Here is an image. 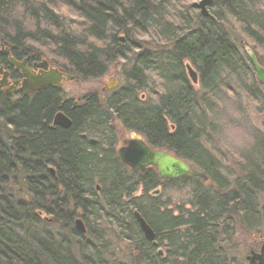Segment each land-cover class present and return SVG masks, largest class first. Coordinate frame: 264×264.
I'll return each mask as SVG.
<instances>
[{"label":"trees","instance_id":"obj_1","mask_svg":"<svg viewBox=\"0 0 264 264\" xmlns=\"http://www.w3.org/2000/svg\"><path fill=\"white\" fill-rule=\"evenodd\" d=\"M209 9L202 17L185 0H0V44L16 59L41 58L40 46L66 73L91 79L137 56L127 83L105 102L91 95L79 106H61L53 86L16 97L0 90V264H234L219 238L228 241L237 222L264 227V201L257 199L264 193V122L254 127L245 113V98L264 108V87L246 51L252 47L264 66V0H214ZM146 36L159 47L130 41ZM162 49L168 66L156 57ZM188 58L198 88L186 74ZM217 84L236 97V112L222 104ZM60 108L71 119L67 128L51 127ZM228 115L250 135L235 154L233 176L205 145L208 135L227 130ZM115 118L152 146L193 162L208 181L163 182L152 167L131 171L116 156ZM22 180L28 195L16 190ZM177 184L192 187L191 208H167L169 201L150 195ZM135 209L155 231L156 247L144 239ZM43 213L54 218L45 221ZM80 217L85 233L75 228ZM111 235L125 249L117 251Z\"/></svg>","mask_w":264,"mask_h":264},{"label":"rangeland","instance_id":"obj_2","mask_svg":"<svg viewBox=\"0 0 264 264\" xmlns=\"http://www.w3.org/2000/svg\"><path fill=\"white\" fill-rule=\"evenodd\" d=\"M200 0H186L188 6H193L194 4L199 3ZM233 36H237L239 43L240 34L238 31L233 29ZM140 40H145L142 42V45L144 44V47L147 49H157L159 46L154 43L156 42V39H151V37H143L140 39H137V42H140ZM37 52H42L45 55H42V57H47L51 63H53L55 66L57 65V60L54 58V56L48 52L46 49L36 46ZM247 53L250 51H253L252 47L248 46L246 47ZM255 54V53H254ZM131 62H127L124 60L117 61L111 67L109 68L108 72L99 78L96 79H83L82 77H73L72 79H66L60 86V93L61 98L63 99H74L76 101H81L84 99V97L88 94L97 93L100 95L101 99L105 100L108 95H106V92L104 91V88L108 84H114V80H117L118 83L111 88V90L115 89L116 86H118L120 83L123 82L124 77V69L130 68ZM69 74V73H68ZM196 88L199 87V84H194ZM245 105H246V115L250 119V123L252 122L253 125L256 127H262V123L264 122V108L262 105V102L257 101H250L247 98H245ZM241 126V125H240ZM243 127V126H241ZM113 128L116 132V149H118L120 146L123 145L124 141L129 139L132 135L133 136H141L142 135L128 130L120 120L114 119L113 120ZM242 129V128H241ZM243 129L246 131V129L243 127ZM229 130V131H228ZM225 130L221 133L219 138L215 139L217 140L216 143L210 142L208 139V143L205 142V145L210 149V151L220 160L222 164V168L225 172H228L230 175L233 176V172L237 173L238 167L233 163V159L235 158V154L239 151L240 148H242L244 141V136L240 135L238 132H234L235 130L229 129ZM246 135V132H245ZM221 142V144H219ZM235 146V147H233ZM194 169H197V166L193 164L191 161H187ZM161 190V188H160ZM141 189L138 191L137 195L140 194ZM150 195L155 196L150 193ZM192 187L186 184H177L175 186H169L167 188L162 187V193H161V199L162 201L166 202L169 201L167 208L176 209V207H181L183 209H189L191 208L190 201L192 199ZM264 201V195H260V200ZM45 214L43 215V217ZM237 228V235L231 239L228 242H231L229 245L231 247L229 248L230 251H228L229 257L233 259L234 264H249L246 257L248 256L251 248H256L259 246L260 241L258 238L260 237L258 233L264 234V227H260L258 229H255L253 233H246L243 231V228H239V223H236ZM235 228V229H236ZM257 234V235H256ZM112 239L114 240V247L119 249L120 246L125 249L126 244L119 242L118 238L114 235H111ZM237 239V240H236ZM258 240V241H257ZM227 242V243H228ZM233 242V243H232ZM237 242V243H236Z\"/></svg>","mask_w":264,"mask_h":264},{"label":"water","instance_id":"obj_3","mask_svg":"<svg viewBox=\"0 0 264 264\" xmlns=\"http://www.w3.org/2000/svg\"><path fill=\"white\" fill-rule=\"evenodd\" d=\"M211 3V0H202L199 6L202 9V13L208 16L207 6ZM3 48V54L8 55V63L14 67L16 71H19L22 75V80H14L10 84L8 89H5L8 97H13L18 91H22L25 95L34 94L40 89L48 86H59L62 81L66 79H72L74 76L61 71L58 68H49L48 62L43 61L33 68L28 67L27 60L18 61L14 56L9 55V47L1 45ZM250 58L256 70V77L259 82L264 86V66L261 65L256 55L250 51ZM35 67L42 68L39 73L35 71ZM45 69V70H44ZM189 74L194 83L198 82V75L190 66L188 67ZM0 73L3 74V78L0 79V88L7 86L8 83V72H4L0 68ZM112 85H110L111 87ZM54 122L62 127H69L71 120L63 113L58 112L54 118ZM118 158L129 168L137 172H144L147 168H154L163 181L175 180L186 178L191 175L203 176L207 179V176L201 173H196L192 170V166L184 159L176 156L168 150L154 151L151 149L146 140L141 136H131L129 139L124 141V145L121 146L117 151ZM136 219L140 225L143 233L151 238H155V231L147 223L145 218L138 212H135ZM77 226L83 233L86 232L85 225L81 220H77ZM252 264H256L255 260H258V264H264V250L262 248L261 254H254L249 256Z\"/></svg>","mask_w":264,"mask_h":264},{"label":"bare ground","instance_id":"obj_4","mask_svg":"<svg viewBox=\"0 0 264 264\" xmlns=\"http://www.w3.org/2000/svg\"><path fill=\"white\" fill-rule=\"evenodd\" d=\"M186 1V0H185ZM201 1L202 0H200L199 1V3H197V4H194L193 6H190V7H192V10H194V13H195V15H201L202 17H204L205 15L202 13V9H201V7L199 6V4L201 3ZM214 0H211V3L207 6V11H208V15H211V10L209 9V6L212 4V2H213ZM207 17V16H206ZM234 30H235V32H236V28H234V27H232ZM233 29H232V32L230 33V35L233 33ZM121 31H126V29L125 28H122V30ZM238 31V30H237ZM231 37H233V35L231 36ZM139 37H133V38H131L130 39V41H132V43L133 42H137V39H138ZM119 39H120V41H121V43L122 44H125V35H124V33L123 32H120L119 33ZM9 51H10V54L9 55H11V56H13L12 55V48L11 47H9ZM173 54H175L176 53V50H174L173 52H172ZM136 54H134V53H132V54H130V55H128V57H127V59H121V60H124V61H127V62H131V66H130V68H127V69H124V71H123V73H124V79H123V82L122 83H120L118 86H116L115 87V90H118L120 87H122V86H124L126 83H127V80H126V77H127V74L129 73V72H131V68H132V66H133V64H134V62H136ZM156 57H158L159 58V60L162 62V64L163 65H165V66H168L169 64H171L170 62H171V60L172 59H170V55L169 54H166L165 53V51H164V49H162V50H160V52H157L156 53ZM249 58H250V54H249ZM41 60L39 63H41V62H43V61H46V62H51L47 57H41V58H36L34 55H29V56H23L22 58H20V59H17L18 61H25V60H27V65H28V61L29 60ZM121 60H118V61H121ZM250 60H251V58H250ZM258 60V59H257ZM259 62V61H258ZM39 63H36L35 65H37V64H39ZM194 64L193 63V61L190 59V58H188V59H185L184 60V66H185V69H186V74H187V76L189 77V79H190V81H191V83L194 85V84H198V82H199V75H198V72H197V70H196V68L192 65V64ZM251 64H252V67H253V69H254V78H255V80L257 81V82H259V80L257 79V77H256V70H255V67H254V65H253V63H252V60H251ZM54 65V64H53ZM55 66V65H54ZM191 67L194 71H196V73H197V75H198V82L197 83H194L193 82V80H192V78H191V76H190V74H189V71H188V67ZM111 67V66H110ZM196 67H199L198 65H196ZM54 68H58V69H60L59 67H57V66H55ZM61 71H63L62 69H60ZM68 74V73H67ZM69 75H72V74H70L69 73ZM73 76V75H72ZM74 77H76L75 75H74ZM21 78H23L22 76H21ZM97 78H99V77H97ZM91 79H96V78H91ZM19 80V79H18ZM22 80V79H21ZM64 81H62L61 82V84L63 83ZM238 82V81H237ZM118 83V81L117 80H114V84H108L105 88H104V91L106 92V95H110V92H112L113 90H111V88L113 87V86H115L116 84ZM261 83V82H260ZM61 84L59 85V86H57V88L60 90V86H61ZM262 84V83H261ZM110 85H112L111 87H110ZM217 89L216 90H218V92L220 93H218L217 95H220V98H221V100H222V102H224V103H222V104H224V106L228 109V110H230V111H232V112H236V109H237V107H238V105L237 104H235L236 103V97L230 92V93H226V91L224 90V88H220V85L219 84H217ZM264 87V86H263ZM45 88V87H44ZM44 88H42V89H44ZM42 89H40V90H42ZM39 90V91H40ZM39 91H37V92H39ZM223 91V92H222ZM37 92H35L34 94H36ZM34 94H28V95H34ZM239 94H241V95H244V93H243V91L242 90H240L239 91ZM91 95H93L94 97H95V99H97V101L100 103V102H105V100H103V99H101V97H100V95H98L97 93H92V94H88V95H86L85 97H84V99H82L81 101L79 100V101H76V100H70V99H62L61 98V106H63L64 105V103L65 102H72V105H73V107H75V106H79L80 104H82L83 103V101L86 99V98H88V96H91ZM209 97L210 98H212V97H214V96H216V95H214L212 92H209ZM7 96V95H6ZM27 96V95H26ZM142 97H145V94H142L141 95ZM245 96V95H244ZM14 97V96H13ZM220 100V101H221ZM58 112H63L62 110H61V108L57 111V113ZM56 113V114H57ZM67 116V115H66ZM68 118H69V116H67ZM70 119V118H69ZM71 120V119H70ZM54 125L55 126H60V125H57V124H55V122H54V119H53V121H52V124H51V127H54ZM254 127H255V125H253ZM60 127H62V126H60ZM231 127H234V128H236L235 129V131L234 132H238V133H240V135H242V136H244V141H245V143L244 144H246V143H248L249 142V140H250V135H247L249 132H247V131H245L243 128L241 129V126H239V119L238 118H236V119H233V118H231L230 117V115H228V128L229 129H232ZM228 128H227V130H228ZM260 129H262V127H259ZM229 131V130H228ZM245 132H246V135H245ZM137 133V132H136ZM5 135H4V137L6 138V134L7 133H4ZM139 134V133H138ZM208 134H210L209 133V131H208ZM13 135H15V134H13ZM141 135V134H140ZM143 136V135H142ZM207 136V135H206ZM210 136V142H213V143H216L217 142V140H215V139H217V138H219V136L220 135H214V134H210V135H208L207 137H209ZM143 138L146 140V138L143 136ZM205 140V139H204ZM90 142L91 143H97V139H95V138H91L90 139ZM146 142L148 143V141L146 140ZM205 142H207L208 143V140H205ZM149 144V146L151 147V149L152 150H154V151H160V150H163L164 148L163 147H159V146H152L150 143H148ZM243 144V145H244ZM123 145H124V143H123ZM122 145V146H123ZM121 147V146H120ZM119 147V148H120ZM233 147H235V146H233ZM118 148V149H119ZM118 149H116V156H117V151H118ZM166 150V149H165ZM210 150V149H209ZM117 158H118V156H117ZM119 159V158H118ZM119 161L124 165V166H126L120 159H119ZM127 168H129L128 166H126ZM131 171H133V172H137V171H134V170H132L131 168H129ZM222 169V171L223 172H225L224 170H223V168H221ZM147 170V169H146ZM145 170V171H146ZM192 170H194L196 173H201L202 175L204 174L201 170H198V169H194L193 167H192ZM51 172L52 173H55V168H51ZM138 173V172H137ZM140 173H142V172H140ZM205 175V174H204ZM206 176V175H205ZM38 178H41V179H44L43 178V176L42 175H39V177ZM186 178H200L201 180H202V182L203 183H205V182H207L208 181V177H207V179H204L203 178V176H198V175H191V176H189V177H186ZM181 179H184V178H181ZM175 180H179V179H175ZM168 181H171V180H168ZM21 183H23V184H21L20 186H18V188L16 189V190H18L20 193H21V195H26L27 194V189H26V183H25V181L24 180H22V181H20ZM164 182V181H163ZM17 187V186H16ZM15 187V188H16ZM160 188H161V190H160ZM150 193L151 194H153V195H155V197H158V196H160L161 197V193H162V186H158V187H156L155 189H153L152 191H150ZM28 195V194H27ZM47 195V194H46ZM260 195H264V193H261V194H259L258 195V200H260ZM152 196V195H151ZM135 212H138L137 211V209H135L134 210V214H135ZM139 213V212H138ZM45 213H43L42 214V218H43V220H45V221H48V222H50L54 217L52 216V215H48V214H45V216L43 217V215H44ZM79 214H81V213H79ZM135 218H136V216H135ZM77 220H81L82 222H83V225H85V223H84V221H83V219L80 217V218H77L76 219V222H75V228L76 229H78L79 230V228H78V226H77ZM137 220V219H136ZM137 223H138V221H137ZM148 223V222H147ZM139 224V223H138ZM149 224V223H148ZM140 226V225H139ZM85 228H86V225H85ZM239 228H243L242 230L243 231H245L246 233H253V231L255 230H248V229H246L245 227H240L239 226ZM141 229V228H140ZM258 229V228H257ZM141 233H142V235H143V237H144V239L145 240H147L148 242H150L153 246H157V244H158V241H157V239H156V233H155V238H151V237H148V236H146L144 233H143V231L141 230ZM237 235V228H236V230L234 231V235L228 240V241H230L231 239H233L235 236ZM257 235V234H256ZM258 235L260 236L258 239L259 240H261L260 241V244H259V246L258 247H256V248H251V250H250V252H249V256L251 257V256H253L254 254H261V250H262V248H263V250H264V234H262V233H258ZM237 240V239H236ZM228 241H226V240H222L221 239V237L219 238V240H218V242H217V246L224 252V254H227V255H229L228 254V251H230L229 250V248L231 247V245H229L231 242H228ZM232 241V240H231ZM258 241V240H257ZM228 242V243H227ZM233 243V242H232ZM237 243V242H236ZM111 244L112 245H114V241H112L111 242ZM121 248H123L122 246H121ZM113 249H115V248H113ZM117 251H119L118 250V248L116 249ZM157 253H158V255L159 256H161V257H165L166 256V254H167V251L165 250V248L164 247H158V249H157ZM247 260H248V262H249V264H252L251 263V260L250 259H248V258H246ZM255 263L256 264H258V260H255Z\"/></svg>","mask_w":264,"mask_h":264},{"label":"flooded vegetation","instance_id":"obj_5","mask_svg":"<svg viewBox=\"0 0 264 264\" xmlns=\"http://www.w3.org/2000/svg\"><path fill=\"white\" fill-rule=\"evenodd\" d=\"M2 46H1V44H0V68H2V70L4 71V72H8L9 73V75H8V85L7 86H5V87H3V88H0V90L2 91V92H4V94L6 95V92H5V89H8L9 88V86H10V84L12 83V81H14V80H18V79H22L21 78V73L19 72V71H16L15 70V68L14 67H12V66H10L9 65V63H8V55H5V54H3L2 52H3V50H1L2 48H1ZM41 60H29L28 61V67H30V68H33L34 69V66H35V64L36 63H39ZM48 67L49 68H54L55 66L53 65V63H51V62H49L48 63ZM42 70V68H40V67H35V71L37 72V73H39V71H41ZM45 70V69H44ZM63 72H65V71H63ZM1 78H3V74H1L0 73V79ZM51 86H53V85H51ZM49 87V86H48ZM53 87H56V86H53ZM46 88V87H45ZM19 95H25L22 91H18L15 95H13L14 97H16V96H19ZM64 113V112H63ZM65 114V113H64ZM66 115V114H65ZM56 116V115H55ZM55 116H54V118H55ZM249 257V255L246 257V258H248Z\"/></svg>","mask_w":264,"mask_h":264}]
</instances>
